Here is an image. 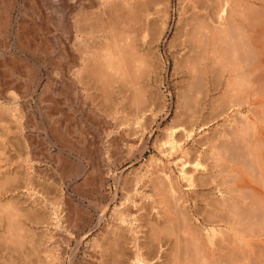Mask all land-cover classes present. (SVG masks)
I'll use <instances>...</instances> for the list:
<instances>
[{
    "label": "bare ground",
    "instance_id": "6f19581e",
    "mask_svg": "<svg viewBox=\"0 0 264 264\" xmlns=\"http://www.w3.org/2000/svg\"><path fill=\"white\" fill-rule=\"evenodd\" d=\"M175 2L180 5L179 25L185 29L178 34L183 37L182 45L190 49L181 66L186 90L195 93L192 102L205 95L201 109L216 111L222 107L224 114L237 111L239 117L229 120L230 132L195 140L194 147L182 142L183 137L193 136V129L169 128V138L158 148L164 156L176 157L186 189L178 176L173 178L166 171L168 167L153 158L155 168L146 170V176L136 175L134 194H127L124 208H114L113 224L108 221L98 232L116 199L114 196L110 201L107 189L112 179L116 188L119 184L120 175H112L110 169L126 159L123 157L130 154L132 144L116 131L109 116L89 106L82 85L92 80L104 91L110 88L109 82H124L120 99L127 102V94L133 96L130 104L141 108L134 115L139 125L149 107L139 87L140 79L152 64L150 49L160 43L169 28ZM149 36H153L151 41ZM0 81V217L6 220L0 227V240L20 251L19 264H30L34 257L35 264H63L60 255L64 247L57 240L65 235L58 234L64 223L72 233L63 238L70 241L74 235L76 248L98 232L93 239L96 251L80 264H155L163 251V264H264V0H0ZM62 95H66L65 105L70 110L64 124L58 122L57 115L45 114L59 108L55 97ZM33 104L59 143L76 145L81 155L90 157L87 168L79 159L81 169H66L68 161L54 164L58 169L66 167L62 169L61 191L65 181L69 186L82 178L83 188L79 189L90 210L82 207L80 200L69 197L62 206L48 190L41 192L35 153L36 139L42 136L24 125V119L37 121ZM145 104L148 107H143ZM71 124L74 133L70 132ZM90 128L97 129L98 141L89 138L78 143L76 135L85 138L84 132L88 134ZM178 132L183 133L182 140L176 138ZM88 145L94 149L88 150ZM23 147L27 154L22 153ZM192 152L196 158H189ZM5 156L10 162H4ZM200 190H209L214 197ZM129 202L132 206H125ZM38 210L36 221L47 225L44 233L48 232L41 234L43 242L38 243L42 248L32 243L33 231L23 229L20 220ZM200 219L202 225L195 223ZM46 238L55 239V246L48 247ZM29 242L31 251L25 252ZM75 256L74 252L71 264ZM125 258L130 262L125 263ZM15 262L13 258L9 264Z\"/></svg>",
    "mask_w": 264,
    "mask_h": 264
},
{
    "label": "rangeland",
    "instance_id": "374dc122",
    "mask_svg": "<svg viewBox=\"0 0 264 264\" xmlns=\"http://www.w3.org/2000/svg\"><path fill=\"white\" fill-rule=\"evenodd\" d=\"M174 6H175V10L173 9L174 10L173 14H172L173 17L171 19L169 28H168L165 36L160 41V43L153 45L154 47L152 46V49H150V52L152 53V55L150 54L151 57H152V64H151L152 67L150 66L148 68L149 70L147 71L148 73H146V72L144 73L145 77L140 79V85L141 86H139V87L142 88L141 91L143 90V92H145V93L142 92L143 95H144L143 99L146 98L145 100L147 101V104L149 105V107H148V105L146 106V104L143 106V107H148L146 109V111L148 113H146V116L144 117L143 120H141L142 122L139 125H136L137 122L135 121L136 119H134L135 118L134 115H135V112H140L141 108L139 109L138 107H135L132 104H130L131 103L130 100L132 99L133 96H131V98H130L131 94L130 93L127 94L128 95L127 96L128 101L126 102V100H124L125 103L122 101L123 99H120L122 97L120 95V89L123 86L124 82L122 84H120L119 82H116V84H119L118 87H117V85L115 83H113L115 81L109 82V83H111L110 84L111 86L113 85L112 88L108 84L107 86H109L110 88L108 89V87H107V89H104V91H103V88L99 85V83L94 82L92 80L89 81V82H84L83 83L84 86L82 85V87L85 88V91H84L85 95H86L85 98L88 101L89 106H91L93 109H95L102 116H105V117L109 116L107 118L111 119L114 122L113 124H114V127H115L116 131L122 133L124 136H126V138L128 140H131V144H132L130 154L128 156H126V157H123V158H126V159H123L120 163H118L116 165H113L111 167V169H110L111 170L110 173L112 175L113 174H116L118 176L120 175L119 176V184H118V187L116 188L114 180L112 179L111 186L107 189V191H108L107 194L109 195L110 201H111L112 198H114V196H116V199H115L114 202L111 203V206H110L111 208L109 210L110 212L108 211V214H107V216L105 218V222L103 221L104 225H102V227L99 228L98 232H100L101 228L106 227V224H109V222L111 224H113V222H114V219H113L114 218V216H113L114 208L116 206H118L120 209L124 208V205L122 206V203L125 202V198H126L127 194H129L130 196L132 194H134L133 186H134V184L137 181V177L139 175L140 176L141 175L142 176L143 175L146 176L147 175L146 170L147 171L148 170H153V168H155L156 163L153 162L154 159H155L154 161H157V163H160V162L162 163L163 162L166 165V167H168V168H166V171L168 170L167 171V172H169L168 174L171 175L173 178L178 176V177H176V179L180 182V184L182 185L183 189H186L185 188L186 187L185 186L186 183L183 181V179H180L179 168H178L177 165H175V161L176 160L174 158H176V157H174V156L173 157H169V156H166V155L164 156V154H162V152L158 148V145L164 143L165 141H167L166 139L169 138V137H167V135H168V130L170 131L171 127H176V126L178 127L179 126V128L180 127L181 128L185 127L187 130L188 129H190V130L193 129V136L190 137V138H186V140L183 137V141L182 142H183V146L194 147L196 145L195 140L196 141H199V140L202 141V140H205L208 137H215L216 134L220 135V132L222 133V131H227V132L229 131L230 132L229 129L231 128L230 127L231 123L229 122V120H233L234 118L239 117V116H237V115H239L238 113H236L237 111H234V112L231 113V111L228 110L224 114L223 113L224 111L222 110L223 109L222 107L217 108L216 111L215 110L214 111L213 110H209V109H204V110L201 109L200 108L201 104L205 105L204 103L206 102L205 101L206 100V96L205 95H203L204 97L200 96L201 98H199V100H201V102L199 100L197 102H195V103L192 102L193 101L192 99L195 98V93L189 92L188 90H186L187 86L185 84L187 83V79H185V74H183V72L185 70H184V67H182L183 63H184L182 61H184V58L187 57L186 55H187V53L189 54L190 49H188V47H186V45H182L183 37H181L182 35H179L178 33L183 32L185 29H183L184 26H183L182 23L179 25L178 16H179L180 5H179L178 2H175ZM153 36H149L150 41H151V38L153 39ZM179 52L180 53L182 52L181 55H180ZM183 56H184V58H183ZM178 61L181 62V63H179ZM153 63H155V64H153ZM181 67H182V70H181ZM154 73H155V75H154ZM181 75H183V76H181ZM148 82H150V83H148ZM0 84H2V81H0ZM114 85H116V86H114ZM116 87L119 88L118 89L119 91L117 90ZM66 93H67L66 95L68 96V91L67 90H66ZM66 95L65 96H63V95L62 96H58L59 98L55 97L56 102H58L60 104L59 108L58 109L51 108L48 112L45 113V114H49V115H54V114L57 115V117H59V120H60V121L58 120V122H60V123L62 122V124H64V122H65L64 118H66L67 116L68 117L70 116V114H69L70 110L65 105V99L64 98H66ZM193 95H194V97H192ZM104 98H105V100H104ZM135 98H133V99H135ZM34 99L37 100V97H35ZM52 99L54 100L53 97H51V100ZM117 99H119V101H117ZM45 100H47V99H45ZM186 101H187V104H186ZM118 102L119 103L123 102L122 103L123 105L121 104L122 106L121 105L117 106L116 104ZM183 103H185V104H183ZM196 107H198V108H196ZM123 109H125V110H123ZM21 110H22V115L26 118L25 111L23 109H21ZM53 110H55V111H53ZM34 111H35V117L37 118L36 123L34 121H32V123H31L28 119L27 120L24 119V121H25L24 125H25V127L30 125V127L34 128L33 130L36 131V134L40 133L41 136H42L41 137L42 139L41 138H37V139L35 138L37 140L36 153H35L36 165L41 170V174L39 175V178H38V184L40 185L41 192L43 190H46V191L48 190L47 192L49 193V195H51V197H53V198L57 197L60 200L59 203H61L62 206H63V204L66 205V203L70 201L69 197L71 199H73L74 201L80 200V202H81L80 205L82 207H85V208L90 210L91 208L89 206V201L84 199V197L82 195V192L80 190V189L83 188V182H82L83 180H82V178L80 180H77L76 183H78V184L75 183L76 184L75 185V184L72 183L73 186L71 185V183H69L70 185L68 186V184H67L68 180L65 181L66 182L64 184L65 187L63 186V191H61L60 190V182L63 181L62 180V169L66 168V167L64 166V168L60 167L58 169L54 165V164H57L58 161L60 163L61 162L63 163V161H68L67 162L68 167L66 169H68L69 167L70 168L78 167V168L81 169V168H83L82 167L83 164H84L83 166H85V168H87L91 164L90 160L88 159L90 157L81 155L80 148L78 146H76V145H74L75 147L68 146V145H65V142H60L61 143L60 144L58 142V140L56 139V136L52 134L51 128H48L49 123L46 121V119H45V123H43L42 119H40L41 117H43V115H42V113H40L37 110L35 105H34ZM64 112H66V114ZM80 112H81V114L85 113L83 110H80ZM117 112H119V113H117ZM61 113H63V114L61 115ZM191 116H192V118H191ZM228 117H230V118L228 119ZM194 118H196V119H194ZM182 119H183V121H182ZM128 120H130V121H128ZM207 120H209L210 122L207 121ZM82 121L85 124H88L90 126L93 125L87 119H82ZM126 121H128V122L126 123ZM133 121L135 123H132ZM205 121L208 124L205 123ZM79 123H77L78 128H80L79 126L81 125ZM145 123H148V126ZM224 125H226V127ZM126 126H128V127H126ZM136 126H137V128L135 130ZM194 127H195V129H194ZM200 127H202V128H200ZM69 128H70V132H72L73 131L72 124H71V127H69ZM181 128L179 130H181ZM227 128H228V130H226ZM90 129L91 130L88 131V134H86L87 133L86 131H85L86 133L84 132L85 138H77L79 136V134L76 135V140L79 141L78 143H81V142H83L85 140L87 141L89 138H90L89 140H93V141L96 140V142L98 141L97 135H96L97 129H95V128H90ZM84 130H86V129H84ZM135 131H137L136 132V133H138L137 135H135ZM72 133H74V132H72ZM179 133L180 132H178V134L176 133V138L178 140H179V138L182 140L183 133L182 132L180 134ZM178 136H180V137H178ZM40 144H42V145H40ZM87 147H89V148H87L88 150H91L90 149V147H91L90 145H88ZM91 148L94 149V147H91ZM163 148H165V150H169L168 146H165ZM25 150H26V148L24 149V147H23V150H22L23 154H27V151H25ZM41 153H43V154H41ZM45 153H46V155H45ZM194 153L195 152H192V155L189 156V158H196L195 157L196 153L195 154ZM111 158H113V157H111ZM178 158H179V156H178ZM204 158H206V157H204ZM2 159L4 160V162H10V160H11L10 158H7L6 156L4 158H2ZM77 159L82 160L83 164L79 163L78 162L79 160H77ZM151 160H152V162H150ZM14 161H18L17 158H14ZM131 162H133V163H131ZM204 162L206 163L205 159H203V163ZM148 163H151V164H148ZM171 170H172V173H171ZM43 171H45V173ZM21 173H22V171H21ZM49 174H51V175H49ZM136 175H138V176L136 177ZM43 179H45V180H43ZM130 182H132V183L130 184ZM55 184H56V186H55ZM139 188H140V191L144 190V189H141V185H139ZM131 189H132V191H131ZM53 191H54V193H53ZM200 191L205 196H207V194H208V196L210 195L211 197H214V196H212V194H211V192L209 190H207V192H206V190H205V192L203 190H200ZM61 193H63V196H62ZM60 195L62 196V198H61ZM63 197H66L67 201L64 200L65 198H63ZM104 203H108V201L107 202L105 201ZM129 205L131 207L132 203L129 202V204H126L125 206L128 207ZM190 208H191V211H192L191 214L195 213V208H193V204H192V207H190ZM39 211L40 210H38L37 212H35L31 216L27 215L26 218H25V216H23V218L20 217V220H21V227L23 229H25L27 231L30 228L29 230L33 231V233H31V235L34 234V240L32 241V243L38 245L37 248H39V247L42 248L44 246L41 243H38V242L39 241L43 242V240H42L43 236L42 235H44L45 233H48V232L45 231V233H44V230H46V226L47 225H45L44 223H37V221H36V218L39 215L38 214ZM194 217H196V216H194ZM3 219L2 218L0 219V224H1L0 227H3V225L6 224V220L3 221ZM25 220L26 221L29 220V221H27L28 223ZM1 222H3V223H1ZM195 223H197L198 225H202V220L200 219L199 222L195 221ZM24 225H26V226L24 227ZM63 225H64V227L62 228L63 231L59 232L58 234H61V233L64 232L65 235L64 234H63L64 236L62 235V237H61L62 239H60L61 241L57 240L59 243L62 244V247H64V248H61V253L62 254L60 255V257H61V259L63 261V264H71V257L74 254V252L76 253L77 256H75V258L73 260V264H75V263L76 264H80L79 262H81L84 257L88 256L89 254H93L96 251V249H94V240L93 239H96L95 237L98 234V232L92 234L93 236L89 235L88 237H86L84 239V241L82 242L83 245L81 244V246L76 248L77 241H76V237H74V235H73L74 238L71 237L72 239H70V241H66L65 242L64 238L66 239L67 236H70L68 234H70L71 230H70L69 226H67V223H64ZM1 230H2V228L0 229V231ZM40 230H41L42 233L40 232ZM37 233L38 234L40 233V234L37 235ZM51 233L56 235L55 230H53V228L51 229ZM0 236H1V233H0ZM38 236H40V237H38ZM1 240H0V264H9L10 260H12L13 258L17 259V263L19 262L18 260H20V262H21L22 258H21L20 254H19L20 251H18V250L14 251L13 250L12 246L14 244L10 243L9 245H5L6 243L4 244V240H2V241ZM54 240L55 239H52V241H54ZM52 241L50 239L46 238L45 243H47V245H49L48 247H54L55 244ZM48 243H50V244H48ZM65 243H66V245H65ZM26 244H27L26 246H28V245L30 246V242L26 243ZM39 244H41L42 246H40ZM29 246L24 249L25 252L31 251V247L32 246H30V249H29ZM4 249H6V250L4 251ZM76 249H78L79 251L76 250ZM128 251H129L128 252V257H131L132 253H131L130 250H128ZM130 254H131V256H130ZM12 255H13V257H12ZM164 255H166L165 251H163V253L160 254L161 257L155 259L153 261V263H155V264H160V263L163 264L164 263ZM9 256H10V258H9ZM34 258H31L29 260V262H31L30 264H33V263L35 264L36 263V258L35 259ZM64 258H66V259H64ZM6 259L8 260V262H7ZM126 259L127 258H125V263L127 261L130 262V259H127V260ZM156 260L159 261V262H157ZM5 261L7 263H5Z\"/></svg>",
    "mask_w": 264,
    "mask_h": 264
}]
</instances>
